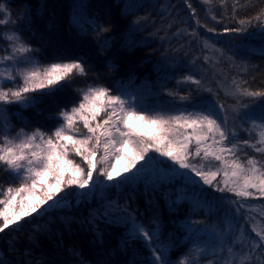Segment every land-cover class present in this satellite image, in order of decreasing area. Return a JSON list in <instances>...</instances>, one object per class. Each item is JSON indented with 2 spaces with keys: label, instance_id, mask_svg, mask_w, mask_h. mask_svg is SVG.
Instances as JSON below:
<instances>
[{
  "label": "trees",
  "instance_id": "obj_1",
  "mask_svg": "<svg viewBox=\"0 0 264 264\" xmlns=\"http://www.w3.org/2000/svg\"><path fill=\"white\" fill-rule=\"evenodd\" d=\"M0 3L11 13L9 23L0 25V56L10 54L6 36L19 28L23 29L19 34L24 41L38 50L34 59L41 65L58 62V57H80L92 69L54 97L40 96L31 106H7L0 119L8 117L11 132L5 134L10 138L21 128L26 132L36 128L54 131L60 119L56 113L75 104L77 89L89 85L109 87L117 95L123 89L137 101L140 106L137 110L145 108L151 115L165 116L201 111L190 107L191 102L206 103L210 97L226 108L234 105L235 99L225 95L231 90L233 78L247 80L253 89L264 88V35L254 26L249 28L251 35L221 34L225 26L236 27L238 19L254 16L264 8V0H239L234 16V0H226L223 5L220 0H212L210 4L202 0H0ZM6 17L7 13L0 14V19ZM94 20L109 31L101 34ZM208 28H215L216 32H208ZM103 37L109 38L107 50L101 43ZM205 42L208 48L204 47ZM133 43L134 47H125ZM216 49L222 50L224 56ZM205 56L210 59L205 60ZM8 67L10 63L0 64V68ZM189 75L200 79L202 84L177 83ZM208 88L211 93L206 91ZM170 92L191 99L181 101L179 96H170ZM236 124L239 126L241 122L237 120ZM237 135L240 141L249 139V134L239 129ZM258 138L257 135L255 139ZM244 151L260 158L252 149ZM155 156L163 163L148 161L146 176L135 182L113 186L107 194L98 190L92 201L86 200L72 210H54L18 228L13 226L0 232V262L129 264L134 260L135 264H151L153 257L140 240L127 246L121 244L128 238L125 233L129 214L149 229L154 221L160 225L161 239L175 245L170 252L174 262L191 249L198 264H225L230 258L225 247L229 236L247 250V244L257 239L253 225L264 230V198L247 200L244 209L237 213L227 199L232 197L231 193H213L201 184L199 188L206 189L201 196L189 181L173 175L168 167L171 161L159 154ZM105 179L99 177L100 182ZM16 183L12 175L0 170V186L6 188ZM68 196L71 200L77 198L73 194ZM221 196L226 197L224 202L217 199ZM178 198L179 203L174 204ZM197 198L200 206L192 203ZM109 204L119 206L113 222H88L90 212ZM189 223L201 230L195 243L189 239ZM227 247L237 251L235 243H227ZM198 249L205 251L200 253ZM251 256L256 264H264V252L257 249ZM189 264H193L191 257Z\"/></svg>",
  "mask_w": 264,
  "mask_h": 264
},
{
  "label": "snow or ice",
  "instance_id": "obj_2",
  "mask_svg": "<svg viewBox=\"0 0 264 264\" xmlns=\"http://www.w3.org/2000/svg\"><path fill=\"white\" fill-rule=\"evenodd\" d=\"M202 2L210 4L212 0ZM220 3L223 5L226 0H220ZM238 3L239 0H234L233 16ZM188 7L191 8V5ZM209 12L215 20L211 9ZM5 13L7 17L0 19V25L8 24L11 16L6 5L0 3V14ZM93 24L101 34L109 31L95 20ZM253 26L264 35V8L254 16L238 19L236 27L225 26L221 34L251 35L249 28ZM207 30L216 32L215 28ZM22 31L18 28L6 36L10 42V54L0 56V64L7 62L11 65L0 68V113L7 112V106L13 104L31 106L40 96L54 97L77 77L86 76L92 70L86 67L88 61L81 62L80 57H58V62L41 65L34 59L38 50L24 41L19 34ZM108 40V37H103L101 41L105 50L109 48ZM134 46V43L125 45L129 48ZM204 47H209L207 42ZM216 52L224 56L222 50L216 49ZM204 59L209 60L210 57L205 56ZM244 71H247V66ZM189 82L197 86L202 84L193 75L177 83ZM231 83V90L225 95L234 98L235 104L227 108L210 97L206 103L191 102L190 107L200 108L201 111L151 115L149 109L137 110L140 107L137 101L123 89L118 90L121 94L117 95L109 87L89 85L86 89H77L79 96L75 104L56 113L60 119L54 131L36 128L26 132L21 128L10 138L5 134L11 132L8 117H3L0 119V170L7 171L18 183L9 184L6 188L0 186V232L19 225L20 221L33 214L44 215L59 208L66 199L61 193L67 194V190L97 187L95 181L100 176L110 181L123 176L124 179L117 183L135 180L149 167L141 162L163 163L157 161L155 154L171 161L168 167L173 175L189 181L201 196L206 191L199 188L201 184L208 186L213 193H231L232 197L227 199L231 200L237 213L244 209L247 200L264 198V88L253 89L243 79L237 81L233 78ZM8 84L13 86L8 87ZM206 91L211 93L212 89ZM169 95L179 96L181 101L191 99L179 93L170 92ZM237 120L241 122L239 126ZM245 124H250V127L244 128ZM238 129L248 133L249 139L240 141ZM257 135L259 138L255 139ZM244 149L254 150L260 158L255 154L248 155ZM75 158H79V162ZM121 160L127 164L117 170ZM197 160L199 163H194ZM181 169L186 171L181 172ZM127 173L132 175H125ZM217 199L224 202L226 197ZM173 203H179V198ZM192 203L200 206L198 198ZM118 214L119 206L109 204L90 212L88 222H113ZM126 227L128 238L122 240V246L140 240L153 257L151 264H189L190 257L193 264H198V257L191 249L173 261L170 252L175 245L161 239L162 232L157 222L154 221L149 229L129 214ZM188 227L189 239L195 243L201 230L191 223ZM253 231L257 239L247 244V250L231 236L227 243H235L237 251L222 241L230 257L225 264H256L251 252L257 249L264 252V230L253 225ZM153 244L156 246L153 247ZM197 251L203 253L205 249ZM129 264H135V261Z\"/></svg>",
  "mask_w": 264,
  "mask_h": 264
},
{
  "label": "rangeland",
  "instance_id": "obj_3",
  "mask_svg": "<svg viewBox=\"0 0 264 264\" xmlns=\"http://www.w3.org/2000/svg\"><path fill=\"white\" fill-rule=\"evenodd\" d=\"M76 159V161L77 162H79V158H75ZM141 163H147L148 165H149V162L148 161H143V162H141ZM126 164H127V162L126 161H124V160H121L120 162H119V164L117 165V170H119L120 168H122V167H125L126 166ZM137 167L139 168L140 167V165H137ZM186 171V170H185ZM133 172H135V169H133ZM148 171L147 170H145L141 175H139L135 180H132V181H129V182H127V183H132V182H135L136 180H138L139 179V177H142L143 175H144V177L146 176V173H147ZM184 172V171H183ZM95 175V174H94ZM125 175H128V176H130V175H132V173H127V174H125ZM124 179V177L123 176H121V177H117L116 178V180H108V181H106V179H105V182H103V180L100 182V180H99V178H98V181H95L96 183H97V187H95V188H86V189H73V190H67V194H65V193H61V195L62 196H66V199H65V201H62V203H61V208L64 206V205H67L68 203H70V206H72V207H76V205L78 204H80V205H82V204H84L85 202H86V200H88V202L89 201H92L93 200V196H94V194L96 193V192H98V190L99 191H103V193H105L107 190H110V189H112L113 188V186H118V185H128L127 183H117V181H120V180H123ZM198 179V178H197ZM69 194H73V195H75L77 198H75L74 200H71L72 198L71 197H69L68 195ZM105 194H107V193H105ZM104 195V194H103ZM103 197V196H102ZM79 205V206H80ZM65 208H67V207H64V209ZM55 209V208H54ZM53 209V210H54ZM50 212H51V210H50ZM38 216H42V215H38V214H33L31 217H26L24 220H22V221H20L19 222V225H14L16 228H18L19 226H21V224L22 223H24V222H26V221H28V220H32L34 217H38ZM11 227H13V226H10L9 228H11ZM126 235H128V232H126L125 233Z\"/></svg>",
  "mask_w": 264,
  "mask_h": 264
},
{
  "label": "built area",
  "instance_id": "obj_4",
  "mask_svg": "<svg viewBox=\"0 0 264 264\" xmlns=\"http://www.w3.org/2000/svg\"><path fill=\"white\" fill-rule=\"evenodd\" d=\"M80 205V204H79ZM78 204L76 205V207H78L79 206ZM64 207H67V208H65V209H67V210H72V209H74V208H76V207H72V206H70V203H68L67 205H64L62 208L61 207H59V208H55L54 210H61V209H64ZM53 209L51 210V211H54ZM50 212V211H49ZM45 215V214H44ZM44 215H42V216H44Z\"/></svg>",
  "mask_w": 264,
  "mask_h": 264
},
{
  "label": "bare ground",
  "instance_id": "obj_5",
  "mask_svg": "<svg viewBox=\"0 0 264 264\" xmlns=\"http://www.w3.org/2000/svg\"><path fill=\"white\" fill-rule=\"evenodd\" d=\"M38 217H42V216H38Z\"/></svg>",
  "mask_w": 264,
  "mask_h": 264
}]
</instances>
